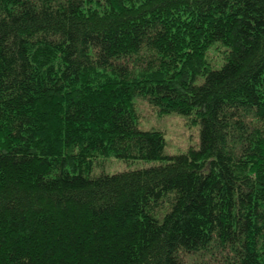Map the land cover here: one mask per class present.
I'll list each match as a JSON object with an SVG mask.
<instances>
[{"label":"trees","instance_id":"1","mask_svg":"<svg viewBox=\"0 0 264 264\" xmlns=\"http://www.w3.org/2000/svg\"><path fill=\"white\" fill-rule=\"evenodd\" d=\"M0 264H264V0H0Z\"/></svg>","mask_w":264,"mask_h":264},{"label":"rangeland","instance_id":"2","mask_svg":"<svg viewBox=\"0 0 264 264\" xmlns=\"http://www.w3.org/2000/svg\"><path fill=\"white\" fill-rule=\"evenodd\" d=\"M211 57V54L209 55ZM139 129L141 131L159 130L165 139V154L178 155L189 148L199 146V126L192 124L186 118L175 114L160 116L155 110L145 105L141 107ZM158 162H123L116 158H108L96 167L94 174H115L139 168L158 165Z\"/></svg>","mask_w":264,"mask_h":264}]
</instances>
